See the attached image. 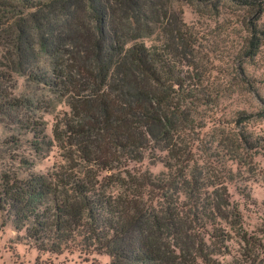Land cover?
Here are the masks:
<instances>
[{
	"label": "trees",
	"instance_id": "obj_1",
	"mask_svg": "<svg viewBox=\"0 0 264 264\" xmlns=\"http://www.w3.org/2000/svg\"><path fill=\"white\" fill-rule=\"evenodd\" d=\"M11 19L0 31V94L7 95L1 85L12 72L64 91L70 117L54 133L73 146L83 168L0 176V213L24 230L38 252L34 264H42L40 253L73 249L106 253L110 264H264V231L243 227L222 181V161L208 157L207 177L185 172L194 162L191 106L200 85L183 70L192 63V33L158 11L155 0H0L1 24ZM156 24L165 42L147 45ZM258 46L251 38L244 56H255ZM44 57L45 78L38 73ZM256 115L217 123L214 137L230 160L245 165L264 153L263 139L228 128ZM156 150L166 152V171L128 170ZM100 171L108 174L98 180Z\"/></svg>",
	"mask_w": 264,
	"mask_h": 264
},
{
	"label": "rangeland",
	"instance_id": "obj_2",
	"mask_svg": "<svg viewBox=\"0 0 264 264\" xmlns=\"http://www.w3.org/2000/svg\"><path fill=\"white\" fill-rule=\"evenodd\" d=\"M155 1L158 11H166L167 19L173 20L184 32L192 33L194 38L191 67L183 70L199 79L195 96L200 103L196 101L191 106L196 125V133L190 134L194 162L188 163L185 172L199 171L207 177L210 173L208 157L220 159L224 169L222 181L231 204L241 214L243 227L249 232L264 231V153H253L252 162L242 165L230 160L214 137L219 121L230 122L238 115L264 112V6L261 10L234 0ZM24 14L21 15L25 17ZM9 16L16 18L13 13ZM12 19L4 24L0 22V31L11 26ZM154 38L158 46L165 42L158 24L156 33L143 41L149 45ZM251 38L259 43L257 53L245 57L243 52ZM41 63L44 69L38 73L45 78L49 75L48 57L42 58ZM10 75L11 80L1 85L7 95L0 94V176H48L68 169L67 166H76L72 167L73 173L80 174L83 168L73 146L54 133L59 121L70 117L68 95L58 87H50L44 79H32L16 72ZM228 128H240L253 138L264 140V117L258 115L249 117L242 127L231 124ZM165 156L163 151L156 150L154 154L145 151L141 161L129 162L128 170L158 175L166 171ZM107 174L100 171L97 179ZM209 182L215 184L211 177ZM1 221L6 223L0 231V264H34L38 252L23 239L24 230L15 231L11 220L2 212ZM261 235L264 239V232ZM230 246L235 248L233 242ZM39 256L42 264H110L112 260L106 253L76 249Z\"/></svg>",
	"mask_w": 264,
	"mask_h": 264
}]
</instances>
